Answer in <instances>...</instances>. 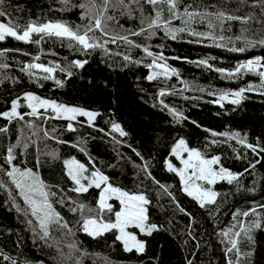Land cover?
<instances>
[{
    "label": "trees",
    "instance_id": "1",
    "mask_svg": "<svg viewBox=\"0 0 264 264\" xmlns=\"http://www.w3.org/2000/svg\"><path fill=\"white\" fill-rule=\"evenodd\" d=\"M125 3L127 8H109L106 15L114 19L108 22L107 34L99 29L90 33L101 45L95 49L83 50L76 42L69 46L67 38L41 39L35 33L32 41L39 43L13 37L0 41L4 53L0 64L7 65L0 67V112L11 111L12 101L17 100V111L24 116L11 121L0 116V129H6L0 131V264H76L77 260L82 264H264V81L258 75L264 68L226 75L249 60L264 63V0H178L175 17L167 3ZM81 4L90 6V0H0V11L5 12L0 22L21 27L33 21L65 22L73 29L80 25L83 32L91 17L84 15ZM185 9L196 14L188 25ZM157 11L161 19L150 29L146 18L154 19ZM168 29L184 30L170 33ZM154 59L178 74L158 75L164 69L148 67ZM77 60L86 63L79 67ZM29 63L59 65L52 74L55 79L44 80L46 74L39 69L31 70L32 76L21 71ZM150 75L155 78L149 80ZM28 92L97 116L92 122L85 116L69 120L52 109L27 115ZM223 132H238L240 137L213 136ZM181 138L206 158L219 156V167L243 173L231 184L213 185L220 193L215 204L201 207L183 190L177 172L167 168ZM247 144L257 146L256 150ZM9 147L15 157L11 163L6 159ZM73 159L85 166L83 175L88 179L99 171L114 187L147 196L146 225L156 228L151 234L128 229L145 244L143 252L125 251L115 238L117 230L97 238L83 232L84 216L78 206L86 205L84 215H89L87 209L98 208L99 193L106 185L75 192L65 165ZM13 167L32 169L49 186L46 191L56 193L50 202L66 228L51 224L49 234H44L7 175ZM109 203L119 210L115 197ZM103 217L115 220L113 213ZM256 222L260 227H253ZM226 231L229 236L223 235ZM233 239L237 248L229 252Z\"/></svg>",
    "mask_w": 264,
    "mask_h": 264
},
{
    "label": "snow or ice",
    "instance_id": "2",
    "mask_svg": "<svg viewBox=\"0 0 264 264\" xmlns=\"http://www.w3.org/2000/svg\"><path fill=\"white\" fill-rule=\"evenodd\" d=\"M132 3L137 5L140 4V0H132ZM147 3L151 5H159L161 3H167L169 5V13L175 17L177 13L175 10L178 6V0H147ZM81 8L86 9L84 15L90 16L91 21L88 25L83 27V32H81V26L77 25L75 29H73L70 25L65 22H47L37 24L36 22H29L27 25L21 27L18 24L14 23H3L0 22V41L5 40L6 37H13L18 41L29 42L32 41L33 34H40L41 39L44 36L52 37L55 36L57 38H67L69 40V46H72L71 42H76L78 45L82 47L83 50L95 49L96 47H100L101 45L97 44L95 41L97 37L93 34L94 30L99 29L101 32L107 34L108 31V22L112 21L114 17L106 15L109 11L110 7H122L127 8L128 6L125 3V0H102L100 4L96 3V0H90V6L86 4H81ZM141 11L143 8L141 6ZM131 13V9H129V14ZM5 15L4 11H0V17ZM184 15L187 19L184 21L186 25L190 24V22L194 19L195 13L188 12L185 9ZM149 19L148 27L151 29L158 24V21L161 19L160 11L156 12L155 18ZM143 23V21H142ZM211 27V24H209ZM167 28V23L165 24ZM184 29L172 30L168 29V31H183ZM195 34V33H194ZM203 35V34H201ZM175 39V35L172 37ZM35 43H39V40L32 41ZM264 43V41H261ZM107 43V41L105 42ZM243 51V49H240ZM147 52L148 50L145 49ZM4 53L0 52V56ZM152 55V53H148ZM161 59L163 57H160ZM35 59H39L36 57ZM127 59V57H126ZM85 62H81L79 60L75 61L76 66L83 67ZM200 63H206V61H201ZM155 65L157 68L164 69L163 72L157 73L158 75H167L169 71L173 74L176 73L175 69H168L165 65L157 64L156 60H153L152 65H148V67H152ZM0 67H7L6 64H0ZM59 68V65L55 67L46 66L42 63H29L25 65L21 71H27L29 76H32L33 73L31 70L39 69L42 70L46 75L43 76L44 80H52L55 77L52 75L56 69ZM257 68H264V63L261 62L260 59L249 60L243 64L238 65L233 71H228L226 73L228 78H231L235 75H238L241 71L246 70L248 72H254ZM61 71H65V69L60 68ZM217 71L225 72L224 69H217ZM68 75L71 76L72 73L69 71ZM258 75L264 81V71H259ZM154 75H150L148 77L149 80L154 79ZM57 85L63 86L62 81L56 80ZM2 83V81H0ZM244 89H241L240 92L235 93L236 96H240L241 92ZM163 95V93H161ZM27 101L28 107L31 109V112L27 113V115L35 116L38 114V109L51 108L53 111L57 113V115H65L69 120H76L77 116H86L88 117L89 122L93 121L97 116V113L86 111L82 108L78 107H68L67 105L57 104L53 100L41 99L40 97L34 95L31 92L25 93L24 97ZM225 96H222L221 99H225ZM234 104L239 103L238 100L232 101ZM19 107V103L17 100L12 101L11 111L0 112V116L6 117L9 121L15 118L24 119V116L21 115L17 111ZM112 127L119 131L121 135H126V133L120 128L118 124H113ZM68 129L72 130L73 125L71 123L68 124ZM6 129H0V131H5ZM47 135V132H45ZM221 135L225 137H229L230 139L239 138L240 133H213V136ZM217 141L213 140L212 143H216ZM239 142L244 144L246 142V137L240 138ZM247 147L256 150L257 146L252 144H247ZM264 151V149H261ZM187 153V159L182 157V153ZM7 162L11 163L15 157L13 155V147H9L7 149ZM173 155L176 156L177 159H180L183 164L182 168H175L171 162H168V169L170 171L177 172L180 176L181 181L184 184V191L189 195L194 197L196 200L200 202L201 207L206 206L207 204H215L216 198L220 193L214 191L211 187H206L205 184L197 183L198 181L206 182V185H215L217 181H227L229 184L233 183L237 179L238 175H243V173H233L227 168L220 167L218 170L214 168V165H218L220 163L219 156H213L211 158H206L205 155L196 148H189L187 146L186 141L181 138L176 145L172 149ZM258 154V153H257ZM139 155V153H137ZM65 165L67 166V175L74 182L76 187L73 189L77 193H87L90 188L93 186L97 189L101 188V185H106L99 193L98 199V208L92 209L88 208L87 212L89 215H84V209L86 205L80 204L79 210H81L83 218L82 222V230L87 235L97 238L101 237L104 233H107L112 230H117L118 235H116V240L121 241L123 243V247L125 251L131 252L133 250L137 252H143L145 249V244L137 239L135 233L128 231L129 227L138 228L141 232L147 231L151 234V231L156 228L155 224L150 226L146 225V221L148 220V209L147 205L150 203L147 196L145 194H129L126 191L118 187H114L112 184L108 183L109 178L99 171L92 172L91 179H88L83 175L85 166L75 159L71 161H65ZM191 170V172H189ZM8 176L12 177L16 187L20 189V195L24 198V201L30 206L31 214L36 217L39 221L40 226L44 229V234L47 236L49 234V225L56 224L61 228H66V223L62 224V217L60 213L55 211L52 203L50 202V196H55L56 193L46 191L49 187L44 183L43 180L40 179L39 175L32 171V169H24L23 171L18 167H13L12 171L7 173ZM88 180L87 184L82 183V180ZM115 197L119 200V210H115L112 203H109ZM70 211H77L76 208H70ZM95 213V215H91ZM104 213H113L115 220H105L103 217ZM244 216H247L248 213H242ZM253 227H260L258 222L253 224ZM71 231V230H69ZM224 236H229V232H223ZM234 236H240L239 232L233 233ZM232 244V248L228 249L231 252L233 249L237 248V241L235 239L230 241ZM69 247L75 248V245H70ZM5 260L10 259L8 256H4ZM13 264L15 262L13 261ZM76 264H82L81 260H77ZM106 264H110V262L106 261ZM231 264V262H229Z\"/></svg>",
    "mask_w": 264,
    "mask_h": 264
},
{
    "label": "rangeland",
    "instance_id": "3",
    "mask_svg": "<svg viewBox=\"0 0 264 264\" xmlns=\"http://www.w3.org/2000/svg\"><path fill=\"white\" fill-rule=\"evenodd\" d=\"M46 100H49V99H46ZM53 101H55V100H53ZM56 102V101H55ZM57 103V102H56ZM58 104V103H57ZM68 106V105H67ZM68 107H72V106H68ZM78 108H80V107H78ZM41 109H44V108H41ZM47 109H51V108H47ZM83 109V108H82ZM39 110V109H38ZM84 110H86V109H84ZM86 111H89V110H86ZM92 112V111H91ZM57 114V113H56ZM79 116V115H78ZM59 117H63V118H67L65 115H59ZM86 117V116H85ZM87 119H88V117H86ZM92 122V121H91ZM188 146V145H187ZM189 147V146H188ZM189 148H191V147H189ZM173 154V153H172ZM182 157L184 158V159H187V153L185 152V153H182ZM168 162H171V164L175 167V168H177V169H179V168H182L183 167V164L181 163V161H180V159H177L176 158V156L174 155V159H168V161H167V163H166V165H167V168H168ZM214 168H216L217 170L220 168L218 165H214L213 166ZM189 172H191V170H189ZM181 179V178H180ZM182 182V181H181ZM197 183H201V184H205V186L206 187H211L212 189H213V185H206V182H202V181H198ZM182 185H183V189H184V184H183V182H182ZM214 190V189H213ZM215 191V190H214ZM131 227V226H130ZM129 227V228H130Z\"/></svg>",
    "mask_w": 264,
    "mask_h": 264
}]
</instances>
